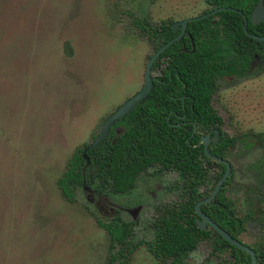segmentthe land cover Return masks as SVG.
Wrapping results in <instances>:
<instances>
[{"label":"rangeland","instance_id":"obj_1","mask_svg":"<svg viewBox=\"0 0 264 264\" xmlns=\"http://www.w3.org/2000/svg\"><path fill=\"white\" fill-rule=\"evenodd\" d=\"M207 7L204 0H0V264H109L110 235L96 218L115 215L133 222L129 264H158L139 240L152 238L156 206L180 197L174 171L151 169L124 194L78 187L74 202L57 179L73 151L143 85L154 50L132 16L156 24ZM256 68L220 79L212 98L224 131L240 137L227 155L228 195L240 214L252 209L255 164L264 162V143L252 137L264 133V69ZM261 223L264 215L249 221L241 238L264 240ZM209 253L202 242L186 261L222 264L227 256Z\"/></svg>","mask_w":264,"mask_h":264},{"label":"trees","instance_id":"obj_2","mask_svg":"<svg viewBox=\"0 0 264 264\" xmlns=\"http://www.w3.org/2000/svg\"><path fill=\"white\" fill-rule=\"evenodd\" d=\"M204 1L208 7L198 15L219 6L233 7L240 12L221 10L188 22L184 35L153 64L157 74L146 99L117 119L103 141L87 149L89 163L82 154L89 143L77 147L57 179L62 196L74 202L75 191L83 184L121 194L131 191L139 176L149 169L176 172L180 197L156 206L153 236L148 241L139 240L140 244L145 243L158 264H188V254L209 237V231L198 227L195 204L212 191L225 166L209 158L203 145L197 142L200 136L217 128L218 141L210 142L208 151L227 158L236 148L240 137L222 130L223 119L213 107L212 98L219 79L251 71L249 63L255 59L259 46L247 33L264 35V21L257 24L250 21V13L258 0ZM244 16L247 17L246 30ZM173 22L168 18L151 24L147 17L132 16V24L147 38L154 51L176 35L171 27ZM258 54L261 57L263 52L258 51ZM259 64L264 67V63ZM183 114L186 116L182 117ZM119 126L121 129L117 130ZM249 135L244 133L241 137ZM252 137L254 143H264V133ZM257 166L263 169L264 164L259 162ZM229 182L230 179L216 197L201 204L200 209L237 237L248 215H240L234 201L226 195ZM96 219L110 235L109 264H129V255L135 248L131 243L132 223L119 217L109 223ZM252 248L257 264H264V246L253 245ZM212 249L217 256L227 252L222 264L250 262L249 254L221 236Z\"/></svg>","mask_w":264,"mask_h":264},{"label":"water","instance_id":"obj_3","mask_svg":"<svg viewBox=\"0 0 264 264\" xmlns=\"http://www.w3.org/2000/svg\"><path fill=\"white\" fill-rule=\"evenodd\" d=\"M228 9L237 10L235 8H232V7L219 6V7L211 9L207 13H204L201 15H196V16H191V17H185L183 19L174 21L172 23L171 27H172L173 31L176 32L178 29H180V31L174 37H172L167 42H165L160 47H158L151 54V56L149 57V59L146 63V66H145L144 82H143L142 87L135 94H133L132 96L127 98L112 113H110L106 117L103 124L101 125L99 132L96 134V136L93 138V140L91 142H89L88 146H86L83 149V157L86 159L87 163H89V161H90V159L86 155L87 149L93 148L98 143L103 141L107 137L111 126L113 125V123L117 119L123 117L125 114H127L132 109H134L135 106L139 102L146 99L147 95L149 94V92L151 91L152 86H153V79H154L153 75H152L153 64L155 63V61L157 60V58L160 56L161 53H163L172 43L179 40L183 36V34L186 31L187 23L190 21H195V20L205 18L209 15L216 13L217 11L228 10ZM244 20H245L244 29L246 30V23H247V17L246 16H244ZM250 21L253 24H257L261 21H264V0H258L257 1L253 10L250 13ZM252 37L255 38L258 42L264 40V35H262V36L252 35ZM213 137H214L213 138L214 141L218 140V130L217 129L215 130ZM209 141H210V135L206 134V135L200 137L198 145L203 144L205 154L209 158L223 163L226 168H225L223 175L217 181V183H216L214 189L212 190L211 194L209 196H207L206 198L198 201L195 205L197 215L200 217V220H198V226L200 228H204L206 226V224L209 223L225 240L229 241L230 244L236 246L238 249L243 250L245 253L250 255V263L249 264H256L257 263V256L255 254V251L251 247L242 243L238 239L232 237L229 233H227L224 229H222L215 221H213L208 215H206L200 209V205L202 203L209 202L216 196V194L219 192L222 184L224 183V181L226 180V178L228 177V175L231 171V164L227 159L220 157V156H216V155H214L208 151L207 146H208Z\"/></svg>","mask_w":264,"mask_h":264},{"label":"flooded vegetation","instance_id":"obj_4","mask_svg":"<svg viewBox=\"0 0 264 264\" xmlns=\"http://www.w3.org/2000/svg\"><path fill=\"white\" fill-rule=\"evenodd\" d=\"M227 7V6H226ZM233 8V7H232ZM213 9V8H212ZM236 9V8H235ZM210 11V10H209ZM237 11V10H236ZM239 11V10H238ZM240 12V11H239ZM207 13V12H206ZM204 14V13H203ZM196 16V15H195ZM191 17V16H190ZM185 18V17H184ZM183 19V18H182ZM180 20V19H179ZM177 21V20H176ZM245 21V20H244ZM180 31V29H178L175 33L177 34L178 32ZM248 34V36L250 37V38H253L252 37V35H255V34H252V33H247ZM184 35V34H183ZM174 37V36H173ZM253 39H255V38H253ZM256 40V39H255ZM249 41H251V40H249ZM167 42V41H166ZM256 43H257V45L259 46V49H258V51L259 52H263V55L260 57L259 56V54H258V51L257 52H255L254 53V60L251 62V63H249V68H251V70H252V68L253 67H257L256 68V70H258V72L259 71H261V70H263L264 69V67L262 68L261 66H262V64L260 65L259 63H264V40H262V41H257L256 40ZM260 44H262L261 46H260ZM161 46V45H160ZM159 46V47H160ZM154 50V49H153ZM154 52V51H153ZM150 56H151V54H150ZM149 56V57H150ZM149 59V58H148ZM158 59V58H157ZM156 62V61H155ZM153 71H155L154 69H153V66H152V75H153ZM157 72V71H156ZM251 72V71H250ZM245 73L244 75H234V76H227V77H224V78H236V77H246L247 75H250L251 73ZM153 78H155V76L153 75ZM224 78H221V79H224ZM220 80V79H219ZM143 82H144V74H143ZM153 82H154V79H153ZM137 92V91H136ZM135 92V93H136ZM134 93V94H135ZM133 95V94H132ZM131 95V96H132ZM130 97V96H129ZM128 97V98H129ZM127 99V98H126ZM125 99V100H126ZM124 100V101H125ZM113 112V111H112ZM111 112V113H112ZM126 115V114H125ZM124 115V116H125ZM186 115L185 114H183L182 115V117H185ZM122 118V117H121ZM106 119V118H105ZM104 119V120H105ZM104 122V121H103ZM115 123V122H114ZM113 123V124H114ZM103 124V123H102ZM112 127V126H111ZM120 127V126H119ZM121 129V128H120ZM120 129H118L117 128V130H120ZM217 128H214V131H209V132H207V133H205V134H203L202 136H204V135H206V134H209L210 135V141H209V143L210 142H217V141H214V133H215V130H216ZM194 130H195V128H194ZM218 130V129H217ZM222 130H224L223 129V125H222ZM110 131V130H109ZM213 132V135H211V133ZM245 134H248V133H245ZM250 134V133H249ZM253 134H256V133H253ZM250 135H252V134H250ZM96 136V135H95ZM94 136V137H95ZM202 136H200V137H202ZM218 136H219V130H218ZM234 136H236V135H234ZM200 137H199V139H200ZM198 142H199V140H198ZM198 142H197V145H198ZM209 143H208V145H209ZM256 143V142H255ZM256 144H261V143H256ZM200 145H203V144H200ZM204 149V148H203ZM207 149H208V146H207ZM205 152V151H204ZM262 152H263V155H264V145H263V149H262ZM82 154H83V150H82ZM215 155V154H214ZM217 156V155H216ZM221 157V156H220ZM225 159H227L228 161H229V159L228 158H225ZM213 160V159H212ZM218 162V161H217ZM230 162V161H229ZM263 162V161H262ZM221 163V162H220ZM259 163V162H258ZM258 163H256L255 164V166L257 167V170H259L258 171V173H257V176H256V179H257V184H255V185H251V191H252V196L254 197V204L251 206V210L250 211H248V212H246L245 214H240L238 211V213L240 214V215H242V216H244V215H248V219L246 220V222L242 225V229H241V231L237 234V237H234L230 232H228L227 231V229L225 228V227H223V226H220L219 224V226L222 228V229H224L227 233H229L232 237H234V238H236V239H238L239 241H241L242 243H244V244H246V245H248L249 247H251L252 248V246L254 245H256V246H258V245H263L264 246V240H256V241H254V242H252V243H249V242H246V241H244L242 238H241V234L246 230V226H247V223L249 222V221H254V220H257V218H259V219H261V217L264 215V208H263V204H264V167H263V169H260V166H257L258 165ZM221 164H223V163H221ZM230 164H231V171H230V173H229V175H228V177L226 178V180L224 181V183L228 180V179H230V182L228 183V185H227V190H226V195L229 197V198H231L229 195H228V191H229V185L231 184V180H232V178H233V175H234V168H233V165H232V163L230 162ZM263 164H264V162H263ZM224 165V164H223ZM225 166V165H224ZM226 168V167H225ZM153 169V172H152V174H161L162 172H157L156 171V169L155 168H152ZM149 170H151V169H149ZM148 170V171H149ZM147 171V172H148ZM168 171H172V170H168ZM225 171V170H224ZM164 172H167V171H164ZM176 173V172H175ZM224 173V172H223ZM177 174V173H176ZM223 175V174H222ZM178 176V175H177ZM140 177V176H139ZM219 180V179H218ZM217 180V181H218ZM217 183V182H216ZM224 183L222 184V186L224 185ZM216 185V184H215ZM222 186H221V188H222ZM79 187H81L83 190H85V191H94V192H97V193H102V194H104V190L105 189H103V190H99L98 188H96L94 185H91L90 183H87L86 185L85 184H83V185H81V186H79ZM215 187V186H214ZM220 188V189H221ZM214 189V188H213ZM212 189V190H213ZM220 191V190H219ZM212 192V191H211ZM211 192L207 195V196H209L210 194H211ZM98 194V195H99ZM121 194H124V193H121ZM218 194V193H217ZM216 194V195H217ZM90 195V194H89ZM206 196V197H207ZM100 197H102V196H100ZM206 197H204V198H206ZM216 197V196H215ZM214 197V198H215ZM204 198H202V199H204ZM213 198V199H214ZM202 199H200V200H202ZM212 199V200H213ZM233 201H234V204H235V200L233 199V198H231ZM200 200H198V201H200ZM211 200V201H212ZM197 201V202H198ZM210 202V201H209ZM209 202H206V203H209ZM202 204H204V203H202ZM196 205V204H195ZM235 208H236V204H235ZM196 210V209H195ZM237 210V209H236ZM197 213V212H196ZM206 214V213H205ZM207 215V214H206ZM116 217H118L117 215H115V216H113L109 221H107V222H105V221H103V222H105V223H109L111 220H113L114 218H116ZM199 217V216H198ZM210 217V216H209ZM120 218V217H119ZM211 218V217H210ZM121 219V218H120ZM212 219V218H211ZM197 220V222H198V220H200V217L199 218H197L196 219ZM213 220V219H212ZM214 221V220H213ZM127 222V221H126ZM128 222H131L132 223V226H131V229L133 228V222L132 221H128ZM263 226L264 224H260V226ZM153 227V226H152ZM199 227V226H198ZM200 228V227H199ZM201 229H204V230H206V231H209V237L208 238H206V239H204L203 241H201L200 243H199V245L202 243V242H207L208 244H209V246H210V253H209V255H211V256H217V255H215L214 254V250L212 249V245H214L215 244V242H216V240H217V238H218V236H221L209 223H207L206 224V226L204 227V228H201ZM106 230V229H105ZM213 230V231H212ZM107 231V230H106ZM108 232V231H107ZM222 237V236H221ZM223 238V237H222ZM224 239V238H223ZM225 240V239H224ZM227 241V240H226ZM229 242V241H228ZM198 245V246H199ZM232 245V244H231ZM234 246V245H233ZM236 247V246H235ZM253 249V248H252ZM254 250V249H253ZM243 251V250H242ZM255 251V250H254ZM225 254H227V252L225 251V252H223L222 253V255H225ZM247 254V253H246ZM255 254H256V252H255ZM228 256V255H227ZM226 256V257H227ZM257 256V255H256ZM225 257V258H226ZM222 259H224V257L222 258ZM250 263V262H249ZM257 263H258V258H257ZM256 263V264H257Z\"/></svg>","mask_w":264,"mask_h":264}]
</instances>
